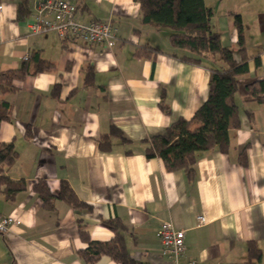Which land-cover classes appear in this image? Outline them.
Wrapping results in <instances>:
<instances>
[{
	"label": "crops",
	"instance_id": "obj_1",
	"mask_svg": "<svg viewBox=\"0 0 264 264\" xmlns=\"http://www.w3.org/2000/svg\"><path fill=\"white\" fill-rule=\"evenodd\" d=\"M21 1L0 0V72L18 70L32 56L54 70L25 75L12 83L13 93H0L12 106L10 122L0 124V142L18 153L7 176L26 183L13 203L0 194V216L19 222L0 234V264H87L78 220L91 241L103 243L114 240L105 223L119 222L125 251L137 263H167L156 233L170 223L187 230L178 264H246L250 242L264 264V102L246 91L264 83V0H203L235 61L243 50L248 74L234 95L240 126L228 151L200 154L192 177L167 172L146 149L174 122L193 116L207 98L210 67L222 61H180L184 52L170 47V30L142 25L133 0H67L74 22H108L116 30L111 49L53 31L30 34L41 0H25L30 14L19 20ZM112 129L120 137L111 136L110 150L101 152L98 142ZM35 181L52 196L67 183L91 211L57 200L53 211L44 209L32 192ZM199 217L206 224L194 228ZM95 264L116 263L104 256Z\"/></svg>",
	"mask_w": 264,
	"mask_h": 264
},
{
	"label": "trees",
	"instance_id": "obj_2",
	"mask_svg": "<svg viewBox=\"0 0 264 264\" xmlns=\"http://www.w3.org/2000/svg\"><path fill=\"white\" fill-rule=\"evenodd\" d=\"M139 8V18L142 25L154 29H169L168 43L170 47L181 50L184 55L180 61L196 66L206 64V60L218 58L223 65L220 68L210 67L208 94L205 102L188 119H179L169 126L164 135L152 138L146 149V157L159 158L167 172L182 171L188 177L193 176V166L200 154L218 150L226 153L229 149L232 132L240 126L238 110L234 103V95L238 81L248 74L247 59L242 52L239 61H235L233 52L221 43V35L211 25L212 11L204 5L203 0H133ZM27 2L22 0L17 6V17L23 20L28 17ZM241 42V28L236 21ZM52 63L32 56L18 70L0 72V93L9 95L15 90L12 83L21 81L25 75L40 72H52ZM249 96L258 102H264V83L256 81L247 85ZM163 111L166 108L160 106ZM11 104L0 101V124L10 122ZM120 134L111 130L103 135L98 142L101 152L110 150L111 136ZM18 153L13 144L0 142V194L6 202L13 203L17 195L26 191L23 180L13 181L7 176L10 167L16 162ZM239 164L246 166L244 154L239 158ZM32 192L37 196L44 209L53 211L54 201H61L74 210L91 208L78 200L67 183L60 184L57 196H52L44 182L35 181ZM114 233L111 242H94L90 240L86 226L78 220L79 237L87 247L80 252L81 258L87 264H95L101 257H108L116 264H142L131 260L125 251L120 231L125 227L117 221L105 223ZM261 252L254 243L247 244L246 264H258Z\"/></svg>",
	"mask_w": 264,
	"mask_h": 264
},
{
	"label": "built area",
	"instance_id": "obj_3",
	"mask_svg": "<svg viewBox=\"0 0 264 264\" xmlns=\"http://www.w3.org/2000/svg\"><path fill=\"white\" fill-rule=\"evenodd\" d=\"M2 11L0 5V14ZM74 13V5L67 0H41L38 4L37 14L28 26L29 33L37 35L53 31L61 39L79 40L93 45H101L107 49L113 48L116 42V30L108 22L78 24L73 21ZM205 224V219L199 217L193 227L199 228ZM18 225V221L0 216L1 235H5L11 227ZM186 232L185 229L174 228L170 223L160 225L156 236L161 245L159 254L166 259V264H178L179 258L183 256Z\"/></svg>",
	"mask_w": 264,
	"mask_h": 264
},
{
	"label": "rangeland",
	"instance_id": "obj_4",
	"mask_svg": "<svg viewBox=\"0 0 264 264\" xmlns=\"http://www.w3.org/2000/svg\"><path fill=\"white\" fill-rule=\"evenodd\" d=\"M230 49V48H229ZM231 51H233L232 49H230Z\"/></svg>",
	"mask_w": 264,
	"mask_h": 264
}]
</instances>
